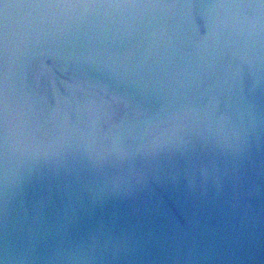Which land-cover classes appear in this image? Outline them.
Returning <instances> with one entry per match:
<instances>
[{"label":"water","instance_id":"obj_1","mask_svg":"<svg viewBox=\"0 0 264 264\" xmlns=\"http://www.w3.org/2000/svg\"><path fill=\"white\" fill-rule=\"evenodd\" d=\"M33 15L48 22L31 44L13 30L9 48L0 259L7 231L10 264H264L259 10ZM36 53L66 65L64 79L79 74L83 89L60 74L36 87ZM58 95L67 103L49 122ZM161 202L175 214L157 212ZM81 241L92 250L72 252Z\"/></svg>","mask_w":264,"mask_h":264},{"label":"snow or ice","instance_id":"obj_2","mask_svg":"<svg viewBox=\"0 0 264 264\" xmlns=\"http://www.w3.org/2000/svg\"><path fill=\"white\" fill-rule=\"evenodd\" d=\"M183 9L194 20L201 9H255L259 10L261 20L264 22V0H0V141H2L5 150L7 149L8 137L10 131V121L12 119L10 98H9V48L13 39V30L15 36L21 45L32 41L28 40L32 32L38 29L42 24L48 22L45 17L33 15L34 10L57 11V10H82L89 12L91 10H141V9ZM17 13L13 19L11 13ZM231 21V16L219 19L214 25L210 26V31L219 30L222 26H227L226 22ZM264 26V24H262ZM198 30V28H194ZM54 55H61L54 53ZM115 56V52H113ZM36 60L33 67V78L36 87H40L47 78L49 83L55 84L60 74L61 83L69 90L83 89V81L79 74H74L72 78L64 79L65 73L70 69L66 65L59 64L58 61L50 60L45 53H36ZM68 59H71L69 57ZM63 101L58 95L56 97L55 107L47 116V121L56 120L62 112ZM22 118V114L18 113ZM162 145H157L158 150ZM47 155L46 150H42ZM234 200L241 199V194L237 190L240 176L234 175L232 178ZM4 213L7 214V202L4 203ZM150 212L149 209H145ZM175 212L167 210L163 202L158 206L157 212ZM9 239L7 231L4 235L3 259L0 264H10Z\"/></svg>","mask_w":264,"mask_h":264},{"label":"clouds","instance_id":"obj_3","mask_svg":"<svg viewBox=\"0 0 264 264\" xmlns=\"http://www.w3.org/2000/svg\"><path fill=\"white\" fill-rule=\"evenodd\" d=\"M92 247H93V244H88V243L81 241L79 243L74 244L72 246L71 251L75 253H84V252L91 251Z\"/></svg>","mask_w":264,"mask_h":264}]
</instances>
